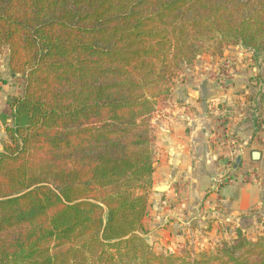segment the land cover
Listing matches in <instances>:
<instances>
[{"label":"trees","instance_id":"1","mask_svg":"<svg viewBox=\"0 0 264 264\" xmlns=\"http://www.w3.org/2000/svg\"><path fill=\"white\" fill-rule=\"evenodd\" d=\"M227 45L264 51V0H0L19 83L1 115L0 264H264V235L181 256L144 236L153 117Z\"/></svg>","mask_w":264,"mask_h":264},{"label":"crops","instance_id":"2","mask_svg":"<svg viewBox=\"0 0 264 264\" xmlns=\"http://www.w3.org/2000/svg\"><path fill=\"white\" fill-rule=\"evenodd\" d=\"M250 53H245L250 58L241 61L243 68H233L235 89H220L215 81V69L206 71L204 67L192 77L199 78L200 85L194 87V81L191 79L188 83L186 78L177 82L172 90L177 97L176 103L171 108L165 106L153 117L157 151L153 192L149 195L151 209L144 225L149 235L159 241L156 245L162 242L172 250V243L183 238V226L200 227L207 218L213 225L219 224L222 218L241 219L243 215H251L252 209L259 208L263 202L264 97L261 94L264 91V57L253 50ZM247 94H251L253 105L245 106L238 115L236 108L244 106L238 104V99ZM223 112L234 118L228 123L229 133L241 140L240 152L235 156L241 165L239 163L237 168L235 164L233 168L237 178L235 184L213 188L215 180L224 172L225 157L232 155L216 134L219 115ZM1 115L2 112L0 121L3 123ZM257 122L262 125L258 132ZM254 151L261 153L259 160L253 159ZM251 170L261 175L260 183L244 181ZM163 185L169 189L165 192L155 190Z\"/></svg>","mask_w":264,"mask_h":264},{"label":"rangeland","instance_id":"3","mask_svg":"<svg viewBox=\"0 0 264 264\" xmlns=\"http://www.w3.org/2000/svg\"><path fill=\"white\" fill-rule=\"evenodd\" d=\"M229 46H232L230 48ZM246 49V48H245ZM242 47H237L236 45H227L223 48L222 51H219L217 49L212 48L209 52L203 54L198 58L192 66L188 68H183L182 71L178 73V81L180 82L183 78L188 79V83L192 79L194 81L193 86L196 87V85H200L201 81L198 79H193L192 77L196 74L201 72L203 68H207L209 70L210 68H214L216 72V84L217 86H220V89L228 90V89H235V69L241 67V61L245 62L248 58H250V55L245 54L246 52H251V49L245 50ZM219 51V52H218ZM250 53V54H251ZM260 56L262 58L264 57V51L260 52ZM203 57V58H202ZM213 60H216L214 63ZM8 54L7 50H3L0 54V76L2 78H6L8 80L7 85L3 84L0 81V114L3 113L6 109V103L7 99L10 95H16L19 93V83L10 77V69L8 66ZM218 61V62H217ZM264 62V61H263ZM258 64V63H256ZM255 65V64H254ZM258 66V65H256ZM243 68V67H241ZM240 70V69H238ZM190 87V86H189ZM174 88V87H173ZM254 88H257L255 86ZM173 90V89H172ZM258 90V89H256ZM255 90V91H256ZM252 94V93H251ZM247 94L244 95L242 99H238L240 108H236L237 114H242L241 111H244L246 108L245 106H252L253 103L251 102L253 98L250 99V95ZM264 97V91L261 94ZM175 92L170 93V95L163 101H161V110L165 106L170 105L173 106L176 103ZM220 104V103H219ZM158 110V111H159ZM169 112V110H168ZM157 113V112H156ZM155 113V114H156ZM219 125L217 127L216 134L220 137V140H223V143L226 147H228L232 153V155H229L225 157L223 164H225V169L222 175L226 174V170L229 167L234 168V165L237 164V158L235 157L237 154H239L241 146V140L237 138V136L233 135V133H229V124L231 121H234V118L232 115H227L223 112L221 115H219ZM1 122V121H0ZM256 122V121H255ZM7 123L9 125L12 124L11 119L9 118L7 120ZM6 123V124H7ZM154 123V136H155V154L157 151V137L155 134V124L156 122L153 120ZM4 122L0 124V150H3L6 145L10 143L9 134L7 132V125ZM257 132L259 130H262V125L257 122ZM242 144V143H241ZM222 164V165H223ZM237 168H239L240 165L237 164ZM250 172H253L252 170ZM221 175V176H222ZM221 176L218 178L220 179ZM261 175L257 177L256 181H252L251 183H260ZM249 182V181H246ZM153 179L150 184H143L141 187L137 190L138 194L145 195L148 200V212L151 209L149 204V195L153 192ZM213 188H216V186H213ZM149 214V213H148ZM146 215V217L148 216ZM145 217V218H146ZM241 217V216H240ZM144 218V219H145ZM144 219H143V225H144ZM221 217L219 218V220ZM233 218L230 217L229 220H220L219 224H214L209 222V219L207 218L206 222L201 225L200 227H196L195 225H192L194 227L187 226L188 228H185L183 226V238H180L179 241L171 242L172 250L170 249V246L167 244H162V242L159 243V245H156L157 241L155 238H153L151 235H149V232L147 231L145 225V229L147 231V234L144 235L146 242L151 247L152 251L156 254H175V255H186L188 253L196 254L201 252H214L218 247H220L223 243H231L233 242L237 237L238 233L241 232L243 236H245L248 239H251L253 241H257V239L264 235V198L263 202L261 203V206L259 208H253L251 211V215H243L242 218ZM215 227V228H214Z\"/></svg>","mask_w":264,"mask_h":264},{"label":"built area","instance_id":"4","mask_svg":"<svg viewBox=\"0 0 264 264\" xmlns=\"http://www.w3.org/2000/svg\"><path fill=\"white\" fill-rule=\"evenodd\" d=\"M233 170L234 169L232 167L227 168L226 172L229 173L224 174L221 176L220 179L218 178L217 180H215L214 186L218 187V185L220 184H229V185L235 184L237 178ZM257 177L258 175L255 171L249 172V174L246 175V177L244 178V181H249V182L256 181Z\"/></svg>","mask_w":264,"mask_h":264},{"label":"water","instance_id":"5","mask_svg":"<svg viewBox=\"0 0 264 264\" xmlns=\"http://www.w3.org/2000/svg\"><path fill=\"white\" fill-rule=\"evenodd\" d=\"M252 156H253L254 160H259L261 157V153L259 151H254ZM239 163H240V160L237 161V164H239ZM168 189H169V186H167V185L158 186L155 188V190L158 192H165Z\"/></svg>","mask_w":264,"mask_h":264}]
</instances>
